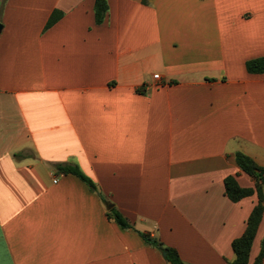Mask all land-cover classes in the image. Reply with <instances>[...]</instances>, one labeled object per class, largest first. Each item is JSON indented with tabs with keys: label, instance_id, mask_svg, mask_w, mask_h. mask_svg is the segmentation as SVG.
<instances>
[{
	"label": "crops",
	"instance_id": "obj_1",
	"mask_svg": "<svg viewBox=\"0 0 264 264\" xmlns=\"http://www.w3.org/2000/svg\"><path fill=\"white\" fill-rule=\"evenodd\" d=\"M95 2L0 0V264H171L146 235L231 264L259 199L225 181L256 187L239 152L264 168V0H108L101 24ZM263 241L264 214L249 264Z\"/></svg>",
	"mask_w": 264,
	"mask_h": 264
},
{
	"label": "trees",
	"instance_id": "obj_2",
	"mask_svg": "<svg viewBox=\"0 0 264 264\" xmlns=\"http://www.w3.org/2000/svg\"><path fill=\"white\" fill-rule=\"evenodd\" d=\"M6 1L7 0H4V2ZM107 12L108 0H96L95 15L96 22L98 24L104 22ZM60 16L61 14L59 13L53 14L47 28L51 27L55 22H57ZM246 68L247 71L252 74L264 73V57L248 61L246 63ZM236 160L239 167L244 172L252 176L257 182L255 188H242L234 177H228L225 181L226 193L232 201L238 202L245 197L254 195L255 193L259 199L258 204L253 209L248 219L244 234L233 242V250L236 254V259L231 264H249L253 242L257 235L264 214V168L258 165L254 159L240 152L237 153ZM58 169L64 174H73L79 177L92 189H96L94 182L89 177H87L78 166L60 165ZM109 216L118 222L123 228H131V224L127 221V219L115 208L109 211ZM145 239H147V241L154 246L160 248L162 251H165L167 254V260L171 264H187L181 259L175 249L166 247L159 240L153 239L148 235L145 236ZM263 257L264 241L261 253L257 257L254 264H262Z\"/></svg>",
	"mask_w": 264,
	"mask_h": 264
},
{
	"label": "water",
	"instance_id": "obj_3",
	"mask_svg": "<svg viewBox=\"0 0 264 264\" xmlns=\"http://www.w3.org/2000/svg\"><path fill=\"white\" fill-rule=\"evenodd\" d=\"M2 30H3V24L0 22V33L2 32ZM164 255H166V253Z\"/></svg>",
	"mask_w": 264,
	"mask_h": 264
},
{
	"label": "built area",
	"instance_id": "obj_4",
	"mask_svg": "<svg viewBox=\"0 0 264 264\" xmlns=\"http://www.w3.org/2000/svg\"><path fill=\"white\" fill-rule=\"evenodd\" d=\"M154 78H155V80H158L160 78V76L159 75H155ZM56 181H58V179H56Z\"/></svg>",
	"mask_w": 264,
	"mask_h": 264
}]
</instances>
